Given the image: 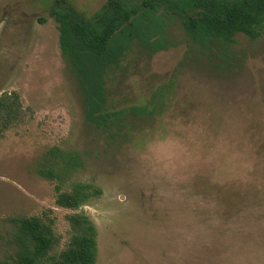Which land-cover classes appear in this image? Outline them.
I'll return each instance as SVG.
<instances>
[{"label":"rangeland","instance_id":"rangeland-1","mask_svg":"<svg viewBox=\"0 0 264 264\" xmlns=\"http://www.w3.org/2000/svg\"><path fill=\"white\" fill-rule=\"evenodd\" d=\"M52 1L0 0V95L29 107L0 139V260L18 217L53 220L62 247L72 212L55 187L84 185L100 192L79 209L97 229L96 264H264V34H237L224 64L168 25L175 46L131 55L110 83L116 107L129 108L173 80L162 114L110 142L85 121ZM67 1L91 15L106 0ZM60 153L74 166L63 170ZM46 160L52 180L38 172Z\"/></svg>","mask_w":264,"mask_h":264},{"label":"trees","instance_id":"trees-1","mask_svg":"<svg viewBox=\"0 0 264 264\" xmlns=\"http://www.w3.org/2000/svg\"><path fill=\"white\" fill-rule=\"evenodd\" d=\"M48 13L57 24L61 55L78 81L85 121L104 131L110 142L124 138L135 119H156L162 114L174 88L173 80L156 89L145 104L129 108L116 107L110 83L127 69L131 55L152 56L174 47L167 37L168 25L178 23L190 45L224 64H229L227 50L236 42L237 34L250 41L264 34V0H106L91 15L83 14L67 0H53ZM28 111L18 93H2L0 139L21 123ZM59 155L63 170L74 166L75 158ZM38 172L47 180L56 177L48 160ZM55 189L56 204L72 212L66 216L69 230L65 244L61 247L62 238L47 216L14 218L10 239L13 251L0 264H96L97 229L79 209L100 192L89 191L84 185L69 190L57 185Z\"/></svg>","mask_w":264,"mask_h":264}]
</instances>
